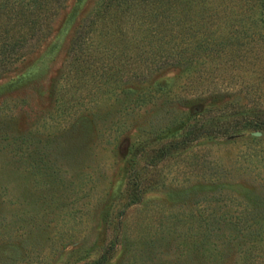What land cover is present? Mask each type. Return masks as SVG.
<instances>
[{
    "label": "rangeland",
    "instance_id": "obj_1",
    "mask_svg": "<svg viewBox=\"0 0 264 264\" xmlns=\"http://www.w3.org/2000/svg\"><path fill=\"white\" fill-rule=\"evenodd\" d=\"M30 1L6 10L27 19H0L30 29L3 39L20 48L0 64V264H264V128L162 152L263 124L249 92L264 95V53L105 86L75 43L101 0ZM197 2L212 17L195 41L263 45L264 0Z\"/></svg>",
    "mask_w": 264,
    "mask_h": 264
},
{
    "label": "trees",
    "instance_id": "obj_2",
    "mask_svg": "<svg viewBox=\"0 0 264 264\" xmlns=\"http://www.w3.org/2000/svg\"><path fill=\"white\" fill-rule=\"evenodd\" d=\"M10 3L11 0H0L1 20L27 19L26 12L6 13ZM183 3V0H101L75 42L79 46L76 58L80 63V73H84L83 77L88 75L95 79H104L105 86L110 85V82L123 86L129 80L146 82L166 69H194V65L204 55L218 58L229 53L245 56L255 49L264 53V43L259 46L234 44L233 41L216 43L217 39L210 33L203 40L195 41L200 32V22L204 20L205 24H209L212 16L209 17L207 13L204 16L195 10L197 0H188L190 8L187 12ZM249 22L250 20L247 21ZM253 23L257 24L254 20ZM12 32L15 34L12 39L17 34L25 39L30 29L21 28V32L17 33L14 27L0 26V64L6 57L9 60L15 48H20L14 42L3 40L4 37L10 38ZM249 95L256 98V101L264 98L260 90H253ZM257 115L264 116V110L258 109ZM243 121H235L226 128L200 130L195 137L192 136L194 131H188L180 142L167 144L161 151L164 154L169 153L176 147L182 145L184 148L206 136L234 137L236 131L247 125L264 128V123ZM133 177L135 179L130 184L131 197L134 201H140L139 182L136 176Z\"/></svg>",
    "mask_w": 264,
    "mask_h": 264
},
{
    "label": "water",
    "instance_id": "obj_3",
    "mask_svg": "<svg viewBox=\"0 0 264 264\" xmlns=\"http://www.w3.org/2000/svg\"><path fill=\"white\" fill-rule=\"evenodd\" d=\"M255 136H261V133L257 132V133H255Z\"/></svg>",
    "mask_w": 264,
    "mask_h": 264
}]
</instances>
